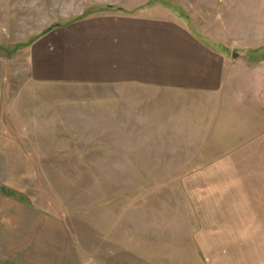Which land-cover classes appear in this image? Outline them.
<instances>
[{
    "label": "rangeland",
    "instance_id": "1",
    "mask_svg": "<svg viewBox=\"0 0 264 264\" xmlns=\"http://www.w3.org/2000/svg\"><path fill=\"white\" fill-rule=\"evenodd\" d=\"M107 16L187 26L264 106V0H0V186L27 199L0 193V264H60L61 251L79 264H264V242L228 223L250 177L179 175L195 167L196 129L178 126L195 96L32 79L36 38Z\"/></svg>",
    "mask_w": 264,
    "mask_h": 264
},
{
    "label": "crops",
    "instance_id": "2",
    "mask_svg": "<svg viewBox=\"0 0 264 264\" xmlns=\"http://www.w3.org/2000/svg\"><path fill=\"white\" fill-rule=\"evenodd\" d=\"M227 58L185 25L107 16L61 25L36 38L30 48V73L43 85L93 86L114 89L116 94L127 88L187 94L181 105L187 96H195L194 119L185 118L178 125L187 128L189 124L196 129L195 167L179 175L250 177V199L228 207V223L242 225L243 235L237 234L238 238L249 233L264 242V117L258 115L264 112V106L258 102L260 89H253L252 94L249 87L232 88V62ZM2 97L0 86V108ZM197 101H202L201 109ZM204 122L212 129L206 140L198 133ZM182 142L187 144L186 140ZM0 193L27 204L6 185L0 186ZM6 252L22 255L26 251ZM49 254L59 252L35 251L34 255ZM60 255V264H79L70 251H61Z\"/></svg>",
    "mask_w": 264,
    "mask_h": 264
},
{
    "label": "trees",
    "instance_id": "3",
    "mask_svg": "<svg viewBox=\"0 0 264 264\" xmlns=\"http://www.w3.org/2000/svg\"><path fill=\"white\" fill-rule=\"evenodd\" d=\"M51 30V29H50ZM50 30H48L47 32H49ZM46 32V33H47ZM46 33H44V34H46ZM2 192L3 193H5V194H9V192L8 191H6L5 189H2ZM10 194H12V195H15L16 196V193H14V192H12L11 191V193ZM18 196V195H17ZM18 198L21 200V201H24V202H26L27 201V199H26V197H24V196H22V195H20V196H18Z\"/></svg>",
    "mask_w": 264,
    "mask_h": 264
}]
</instances>
